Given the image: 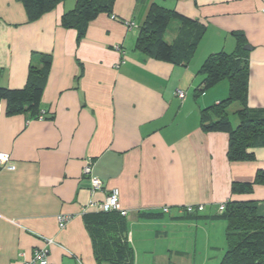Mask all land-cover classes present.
Wrapping results in <instances>:
<instances>
[{"label": "crops", "instance_id": "crops-1", "mask_svg": "<svg viewBox=\"0 0 264 264\" xmlns=\"http://www.w3.org/2000/svg\"><path fill=\"white\" fill-rule=\"evenodd\" d=\"M153 3L205 26L186 65L134 47ZM74 4L61 0L29 19L21 0H0V88L23 89L37 79L43 113L42 119L28 111L9 113L0 90V152L11 155L0 164V264H22L47 239L53 241L47 247L52 264H119L113 262L115 239L125 234L133 264H157L158 257L174 264L181 254L201 256L206 247L222 245L215 242L218 229L225 230L215 217L218 204L254 200L264 215V182L232 190L264 171V144L249 150L252 159L229 160L228 133L201 127L208 104L197 93L208 55L241 46L249 70L247 106L264 108V0H115L81 36L61 24ZM178 27L172 21L164 39L171 42ZM44 56L50 67L40 80L31 69L40 71ZM221 82L216 99L228 95V81ZM178 89L185 91L183 99ZM237 108L229 112L233 126ZM87 161L103 183L94 195L82 173ZM112 188L119 190L124 217L83 215L90 198L101 199ZM188 205L204 208L188 215ZM60 214L70 215L63 228Z\"/></svg>", "mask_w": 264, "mask_h": 264}, {"label": "trees", "instance_id": "trees-1", "mask_svg": "<svg viewBox=\"0 0 264 264\" xmlns=\"http://www.w3.org/2000/svg\"><path fill=\"white\" fill-rule=\"evenodd\" d=\"M61 0H21L29 19H36L51 10ZM115 0H75L74 7L61 17L64 27L76 28L81 36L89 22L100 12H110ZM179 23L176 36L171 42L164 39V33L172 21ZM205 26L177 11L163 8L153 3L144 23L137 34L135 48L145 56L173 64L186 65L193 56ZM237 41L241 36L235 33ZM243 48L238 46L234 52L220 50L211 53L203 62L200 72L204 74L202 85L197 93L211 88L219 81L226 79L229 84L228 95L205 107L201 111L200 123L204 131H224L228 133L227 156L231 161H243L253 158L251 148L264 144V108L247 106L248 64ZM50 67V57L42 58V67L37 72L40 80ZM0 90H2L0 88ZM7 97L8 112L28 111L34 117L40 114L39 102L42 94L41 82L32 80L23 89L2 90ZM237 102L234 113L238 116L237 125L233 126L229 118V107ZM264 182V171H258L252 183H234L233 191H248L254 183ZM224 208L219 210V205ZM217 205L216 218L225 222L226 247L218 264H264V215L257 212L254 200H227ZM196 207V206H194ZM204 208V206H203ZM203 210V209H202ZM195 209L194 211H202ZM193 211V212H194ZM112 212H86L83 215H109ZM191 212V213H193ZM187 213V212H185ZM191 213H187L190 215ZM89 215V216H88ZM154 216L153 213H142L141 216ZM124 217V215H120ZM128 235L115 239L117 254L113 262L133 264L134 253L129 244ZM104 244V243H103ZM105 245V244H104ZM106 246V245H105ZM107 255L109 252L107 251Z\"/></svg>", "mask_w": 264, "mask_h": 264}, {"label": "built area", "instance_id": "built-area-1", "mask_svg": "<svg viewBox=\"0 0 264 264\" xmlns=\"http://www.w3.org/2000/svg\"><path fill=\"white\" fill-rule=\"evenodd\" d=\"M177 95L180 99H183L185 96V91L182 89L177 90ZM37 118L42 119L43 113L41 112ZM11 160L10 153L7 152H0V164H5ZM82 173L85 176H88L91 182V188L90 193L91 195H94L96 192L100 191L103 188V183L100 178L95 176L92 172V163L90 161H87L84 166L82 167ZM118 199H119V190L118 188H112L110 189L103 198L101 199H95L90 198L88 203L83 207L82 213H86L89 210L92 211H101V212H112V211H118L120 215H126V210L119 209L118 205ZM219 210H222L224 208V204L219 205ZM195 209L202 210L203 205H197L196 207L192 205H188L184 208L185 212L191 213ZM168 208H164L163 212H167ZM57 222L59 228H63L66 223L68 222L70 215L67 214H60L57 217ZM52 239H47V244L44 247L36 248L33 251V255L22 262V264H52L49 261L48 258V244L52 243Z\"/></svg>", "mask_w": 264, "mask_h": 264}, {"label": "rangeland", "instance_id": "rangeland-1", "mask_svg": "<svg viewBox=\"0 0 264 264\" xmlns=\"http://www.w3.org/2000/svg\"><path fill=\"white\" fill-rule=\"evenodd\" d=\"M71 1V0H70ZM225 85L224 82L218 83L216 86H212L209 89H206L202 92L204 95L205 103L208 104L207 106L213 105L215 102L220 101L221 99L225 97H220L219 99L217 98V95L219 94V90L221 87ZM219 87V88H218ZM237 102H234L230 105L229 107V112L233 110L234 108L238 107ZM218 240L223 241L222 245H217L213 244L214 249L208 250L207 247L203 250H205L201 256H199V253L196 255L193 253H184L181 254L179 257H174V259L171 260V263L173 262L174 264H218L219 261L221 260V257L224 253L225 247H226V242H225V230H223L222 233H220V229H218V235L217 238L215 239V242ZM219 250L220 253H219ZM167 259L160 258L158 257L156 259L157 264H168L169 262L166 261ZM139 264H145L144 261L139 260ZM150 264V262H149Z\"/></svg>", "mask_w": 264, "mask_h": 264}, {"label": "water", "instance_id": "water-1", "mask_svg": "<svg viewBox=\"0 0 264 264\" xmlns=\"http://www.w3.org/2000/svg\"><path fill=\"white\" fill-rule=\"evenodd\" d=\"M245 48H248L249 49V47H247V46H245Z\"/></svg>", "mask_w": 264, "mask_h": 264}]
</instances>
